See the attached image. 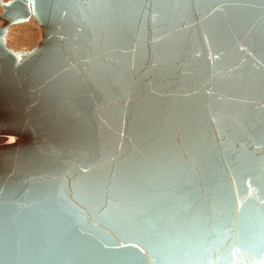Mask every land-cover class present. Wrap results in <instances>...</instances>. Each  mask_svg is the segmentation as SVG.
<instances>
[{
	"label": "water",
	"instance_id": "1",
	"mask_svg": "<svg viewBox=\"0 0 264 264\" xmlns=\"http://www.w3.org/2000/svg\"><path fill=\"white\" fill-rule=\"evenodd\" d=\"M0 6V264H264V0Z\"/></svg>",
	"mask_w": 264,
	"mask_h": 264
},
{
	"label": "rangeland",
	"instance_id": "2",
	"mask_svg": "<svg viewBox=\"0 0 264 264\" xmlns=\"http://www.w3.org/2000/svg\"><path fill=\"white\" fill-rule=\"evenodd\" d=\"M0 1L2 3H7L8 1L11 0H0ZM1 13H2V7H0V14ZM41 37H42L41 28L39 25L35 24L33 20L27 23L22 22V23L14 24L8 27L7 29V34L5 36L6 47L12 50L13 52L29 51L37 46Z\"/></svg>",
	"mask_w": 264,
	"mask_h": 264
},
{
	"label": "bare ground",
	"instance_id": "3",
	"mask_svg": "<svg viewBox=\"0 0 264 264\" xmlns=\"http://www.w3.org/2000/svg\"><path fill=\"white\" fill-rule=\"evenodd\" d=\"M1 2V1H0ZM2 3V2H1ZM5 4V3H4ZM1 7V6H0ZM2 11H3V9H2ZM33 20V22H34V19H33V17H32V15H30V17L28 18V20H26L25 22L24 21H22L23 23H27V22H29V21H32ZM0 27H1V25H2V21L0 20ZM22 22H19V23H22ZM35 23V22H34ZM18 24V23H17ZM36 24V23H35ZM11 25H14V24H11ZM11 25H9L8 27H10ZM31 25H32V23H31ZM38 25V24H37ZM8 27H7V29H8ZM33 27V26H32ZM7 29H6V34H7ZM32 29V28H31ZM32 32H33V30H32ZM41 32H42V30H41ZM29 34V33H28ZM33 34H34V32H33ZM6 36V35H5ZM32 38V37H31ZM5 45H6V43H5Z\"/></svg>",
	"mask_w": 264,
	"mask_h": 264
},
{
	"label": "snow or ice",
	"instance_id": "4",
	"mask_svg": "<svg viewBox=\"0 0 264 264\" xmlns=\"http://www.w3.org/2000/svg\"><path fill=\"white\" fill-rule=\"evenodd\" d=\"M38 2V0H34V3H37ZM17 59H19V57H17Z\"/></svg>",
	"mask_w": 264,
	"mask_h": 264
}]
</instances>
